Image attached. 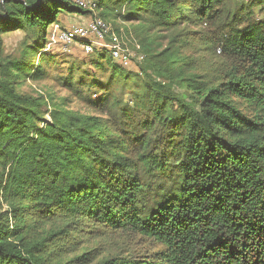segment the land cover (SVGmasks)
<instances>
[{
  "label": "trees",
  "instance_id": "trees-1",
  "mask_svg": "<svg viewBox=\"0 0 264 264\" xmlns=\"http://www.w3.org/2000/svg\"><path fill=\"white\" fill-rule=\"evenodd\" d=\"M228 1L96 0L107 27L121 19L140 37L144 62L132 70L107 47L95 68L111 89L91 101L101 116L48 119L17 80L44 75L31 62L61 14L94 11L0 0V264H264V0ZM18 31L14 56L4 38ZM191 46L206 55H182ZM77 231L163 250L99 257L69 242Z\"/></svg>",
  "mask_w": 264,
  "mask_h": 264
},
{
  "label": "rangeland",
  "instance_id": "rangeland-1",
  "mask_svg": "<svg viewBox=\"0 0 264 264\" xmlns=\"http://www.w3.org/2000/svg\"><path fill=\"white\" fill-rule=\"evenodd\" d=\"M80 1L85 2L84 9L86 11H94V13L87 15L61 14L58 23L47 29V42L43 49L35 54L31 62L34 65L33 70L42 67V74L44 75L40 78H33V76H30V72L28 77L20 76L17 80L16 86L19 93L42 100V111L48 119H50L51 112L55 109L101 116L91 104V101H97L101 98L105 93L104 88L111 89V85L107 81L111 77V71L102 72L96 69L95 59L100 53L109 51L107 47L111 45L110 41L113 37H117L127 50L126 53L132 55L134 65L130 64L129 68H132V70L135 67L139 68L144 62L145 53L138 50L141 39L133 34L129 24L121 19L116 22L106 21L112 35L108 33L103 38L94 34L90 32V26L97 19L103 21L96 10L93 9L92 5H95L96 0H72L76 6H79ZM242 4L243 2L239 0L228 1L230 8ZM253 19V21L264 22V11L256 10ZM75 29L87 30V36L71 42L66 40L64 36L73 33ZM164 34L167 37H172L167 33ZM24 39L25 34L22 31L5 36V51L14 56L19 55L23 49ZM198 46L182 49V55L192 56L196 60L200 59L201 55L206 54L200 51L197 48ZM87 47H91L92 52H87ZM217 55L220 56L219 52H217ZM29 65L30 68L33 67L31 64ZM125 101L133 106V94L129 93ZM244 107L245 112L250 113L246 106ZM68 240L69 242L73 240L81 241L80 249H95V255H99L101 252L99 257L102 254L103 257L115 254L119 249L124 248V250H131L133 256L140 257L141 260H148L154 253L163 250V247L156 242L138 236L135 238H121L118 235H107L93 240L77 231L72 233Z\"/></svg>",
  "mask_w": 264,
  "mask_h": 264
},
{
  "label": "built area",
  "instance_id": "built-area-1",
  "mask_svg": "<svg viewBox=\"0 0 264 264\" xmlns=\"http://www.w3.org/2000/svg\"><path fill=\"white\" fill-rule=\"evenodd\" d=\"M246 1H249V0H246ZM79 6L85 8V6H86L85 2L80 1ZM92 6L94 7L95 5H92ZM108 31H109V28L107 27V25L102 20H98L90 26V32H93L94 34H97L103 38H104L105 34L108 33ZM86 36H87V30L75 29V31L73 33L64 36V38L71 42V41L79 40L80 38H85ZM112 41H113V45L108 46V47L111 50L114 58L119 63H121L123 66L129 67L131 64L129 54H127L126 51H124L120 47L116 37H113ZM92 50L93 49L91 47L86 48L87 52H92Z\"/></svg>",
  "mask_w": 264,
  "mask_h": 264
}]
</instances>
